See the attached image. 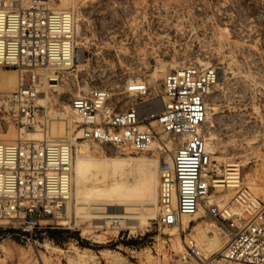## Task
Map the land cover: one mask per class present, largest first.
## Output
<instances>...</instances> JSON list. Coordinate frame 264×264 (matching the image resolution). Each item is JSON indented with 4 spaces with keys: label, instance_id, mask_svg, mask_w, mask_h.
Wrapping results in <instances>:
<instances>
[{
    "label": "rangeland",
    "instance_id": "374dc122",
    "mask_svg": "<svg viewBox=\"0 0 264 264\" xmlns=\"http://www.w3.org/2000/svg\"><path fill=\"white\" fill-rule=\"evenodd\" d=\"M44 5L75 9V63L60 73L56 86L46 85L44 103L38 101L41 94L33 100L46 105L48 115L28 127L18 124L21 113L12 95L30 84V72L17 66L0 67V141L34 139L26 130L36 128L44 141L50 135L76 138L97 154L172 156L173 146L159 125L160 147L154 150L111 148L104 152L97 143L80 138L83 123L73 107L70 137L62 136L65 123L57 113L66 110V102L74 95L130 79L146 80L158 93L161 107L165 75L177 64H202L216 76L205 124L212 151L210 173L223 178L226 165L238 162L243 188L264 202V0H48ZM160 185L156 217L136 219L134 228L121 220L96 222L88 212L139 211L136 206L76 205L72 197L67 212L70 221L65 225L54 222L52 227L27 233L0 219V264H189L181 256L185 236L196 238L205 253L217 250L208 243L210 236L200 222L220 226L207 207H235L232 200L237 190L212 185L201 200L202 216L189 218L183 228L182 219L178 225L161 222ZM77 206L81 207L78 212ZM151 211L149 205L143 209ZM236 211L241 213L239 208ZM221 236L226 242L223 231ZM179 240L182 249L176 247Z\"/></svg>",
    "mask_w": 264,
    "mask_h": 264
},
{
    "label": "built area",
    "instance_id": "2783aa9c",
    "mask_svg": "<svg viewBox=\"0 0 264 264\" xmlns=\"http://www.w3.org/2000/svg\"><path fill=\"white\" fill-rule=\"evenodd\" d=\"M23 1L0 0V67L30 72V84L12 95L21 113L18 124L28 127L48 115L47 106L33 100L74 66L77 14L74 8L50 10L41 0H26L22 5ZM215 77V71L202 64L169 71L161 107L158 93L143 79L92 87L70 99L83 123L80 138L97 143L104 152L150 150L159 139L157 125L167 134L173 148L172 165L161 175L164 225H178L184 215H194L211 186L218 184L215 180L220 177L210 173L212 151L205 133ZM75 153L76 138L0 141V219L27 233L52 227L54 222L67 224ZM227 175L233 176L232 181L221 186L237 190L232 204L241 213L231 211L229 204L210 205L208 213L217 218L226 245L205 253L196 238L185 236L181 256L189 264H264V202L243 188L238 162L226 165Z\"/></svg>",
    "mask_w": 264,
    "mask_h": 264
},
{
    "label": "bare ground",
    "instance_id": "6f19581e",
    "mask_svg": "<svg viewBox=\"0 0 264 264\" xmlns=\"http://www.w3.org/2000/svg\"><path fill=\"white\" fill-rule=\"evenodd\" d=\"M43 4H47L48 0H41ZM73 2V0H71ZM50 10H59L66 7H47ZM184 66L177 64L176 67ZM21 75V74H20ZM19 75V76H20ZM10 76L14 77V74ZM16 78V77H15ZM52 79H56L53 77ZM58 83L56 80L50 82V86H56ZM21 89V87L19 88ZM18 89V90H19ZM16 90V91H18ZM15 92V91H14ZM48 99L46 94H41L38 101L45 102ZM164 100V98H163ZM161 102V101H160ZM147 104V103H146ZM66 110L64 112H58L59 118L62 119L64 126L63 135L64 137L71 136V122L74 121V117L70 113L72 105L70 102H66ZM145 105V104H143ZM80 117V116H79ZM78 118V117H77ZM208 116H206V119ZM31 119V118H30ZM31 138L37 139L42 138L39 136V132L35 129L26 130ZM82 136V128L78 132ZM60 135V137H61ZM56 135H52V137ZM46 138L45 141H60L64 140L62 138ZM73 139V138H69ZM43 140V138H42ZM171 143V142H170ZM76 142V148H77ZM173 146V144H172ZM160 147L157 139L154 140L150 150ZM209 147V145H208ZM78 154L75 153L74 162V189L72 192V198L75 199L76 205L81 202L87 204L96 203L101 205H117V206H136L139 211H129V210H96L89 211L88 214L92 217L97 218L96 222H102L103 218H107L112 221H127L131 227H136V219L141 218H155L157 215V205L159 202V185H160V175L159 170L164 171L165 169L171 167L172 156L167 154L164 158H158L157 156H117L105 153H94L92 149L89 148L87 143L78 144ZM228 165V164H227ZM229 174V173H227ZM233 176L227 175L226 178L216 179L218 183L217 186H221L222 182H231ZM207 197V196H206ZM71 200V198H70ZM69 200V201H70ZM151 206L152 211L150 213L143 212L145 206ZM200 206L194 215H184L182 219L183 228L189 225V218L201 217ZM78 209L81 207L77 206ZM95 208H97L95 206ZM100 208V206H99ZM135 208V207H134ZM132 209V208H130ZM238 207H232L231 211L238 213L236 211ZM208 211V207H207ZM104 222V221H103ZM200 227H204L209 236L210 240L208 243L216 247V251H220L226 245V242L221 236L223 229L216 223L202 224L200 222ZM136 224V226H135ZM202 231V229H200ZM184 245V244H183ZM176 247L182 249V244L180 240ZM184 247V246H183Z\"/></svg>",
    "mask_w": 264,
    "mask_h": 264
}]
</instances>
